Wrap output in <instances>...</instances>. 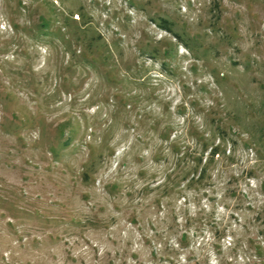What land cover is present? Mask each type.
<instances>
[{"label": "rangeland", "instance_id": "rangeland-1", "mask_svg": "<svg viewBox=\"0 0 264 264\" xmlns=\"http://www.w3.org/2000/svg\"><path fill=\"white\" fill-rule=\"evenodd\" d=\"M0 264H264V0H0Z\"/></svg>", "mask_w": 264, "mask_h": 264}, {"label": "trees", "instance_id": "trees-1", "mask_svg": "<svg viewBox=\"0 0 264 264\" xmlns=\"http://www.w3.org/2000/svg\"><path fill=\"white\" fill-rule=\"evenodd\" d=\"M162 22H164V21H162ZM165 23V22H164ZM165 31H167V32H172L171 31V29L168 27V26H161ZM173 36H174V38H176V39H179L180 40V37H179V35H177V34H175V33H173ZM213 153H215V151L213 152Z\"/></svg>", "mask_w": 264, "mask_h": 264}]
</instances>
